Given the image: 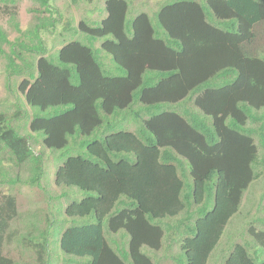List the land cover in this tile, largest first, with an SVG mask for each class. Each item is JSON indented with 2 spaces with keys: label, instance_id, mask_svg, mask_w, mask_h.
I'll return each instance as SVG.
<instances>
[{
  "label": "trees",
  "instance_id": "1",
  "mask_svg": "<svg viewBox=\"0 0 264 264\" xmlns=\"http://www.w3.org/2000/svg\"><path fill=\"white\" fill-rule=\"evenodd\" d=\"M29 1L37 8L21 30L20 0H0L18 35L10 41L0 27V58L22 77L11 115L0 111V264H207L264 174V0L164 1L153 12L104 0L99 25L77 23L91 47L70 41L68 16L50 53L41 34L62 14L51 0ZM105 53L122 76L104 73ZM136 99L132 120L102 130L101 115L135 110ZM49 177L58 193L41 187L43 206L22 216L18 188L47 187ZM254 205L249 240L223 264H264V205ZM170 243L179 253L167 257Z\"/></svg>",
  "mask_w": 264,
  "mask_h": 264
},
{
  "label": "rangeland",
  "instance_id": "2",
  "mask_svg": "<svg viewBox=\"0 0 264 264\" xmlns=\"http://www.w3.org/2000/svg\"><path fill=\"white\" fill-rule=\"evenodd\" d=\"M106 1V0H105ZM127 1V0H125ZM166 1L164 4H170L172 2H175L177 0H131V2L136 3L135 5L142 6L145 2L146 7L144 9L153 10L162 2ZM206 1V0H205ZM104 0H99L98 3L92 5V6H86L83 9L76 10L74 8L69 7V0H51V4L53 7L58 11V13L62 14V19L59 23L57 28L55 29L54 32L51 34L43 32L41 34L42 39L45 42V45L50 52L55 51L59 47V41H58V33H63L62 30V23L69 17H73L71 24L75 25L76 27V32L74 37L70 40H77L78 42L82 43L83 45H86L88 47H91L87 42L83 41L84 37L86 38V35L78 31V22L80 19H83L85 17V21H88L89 25L92 26H97L99 25L101 19L98 20V18L103 17L104 14L106 13H101V10L99 8H102ZM127 4L130 8V4L127 1ZM200 4V2H199ZM202 4V3H201ZM162 6V5H160ZM159 6V7H160ZM158 7V8H159ZM30 8H37L36 4L32 3L29 0H20L18 3L16 12H17V19L19 22V28L21 30H24L26 27H28L32 23V15L28 12V9ZM157 8V9H158ZM105 12V11H104ZM105 16V15H104ZM133 11L130 9L129 15L127 16L128 19H131L133 17ZM209 18H206L207 22L209 23ZM0 27L7 33L8 39L10 41H13L16 39L18 36L14 31L12 26L10 25L8 21L7 15H2L0 16ZM65 33V32H64ZM79 35L81 36L82 40L80 39ZM103 39L97 40L94 44L100 47L101 42ZM257 46H264V38L262 40L256 41ZM107 56V65H105L101 59L99 62L101 63L102 69L106 75L110 76H122L124 74L123 71L119 70V68L114 64L112 61L110 55L106 54ZM10 80V81H9ZM22 80V77H19L18 79L15 78H10V76L7 74L5 70V62L3 59L0 58V111L1 112H8L7 115H11L12 113V105L14 104L15 98L19 97L18 94H14L15 90V84H19V81ZM221 80L217 84H211V86H221ZM210 84V83H209ZM16 95V96H15ZM137 97V96H136ZM137 103L135 102L133 107L135 110H124L122 113L119 114V116H104L101 115L102 118V130L105 132H113V130H120L121 126L126 125V122L129 120H132V113L137 111L139 108L142 107L141 102L136 99ZM137 104V105H136ZM170 108V107H169ZM171 109V108H170ZM162 110H168L167 106H164L160 109ZM264 111V109H262ZM36 113L38 110H34ZM44 113L46 114H52V109L46 110ZM28 116V115H27ZM25 116V111H22L21 115V121H23ZM131 117V118H129ZM27 121V119H26ZM16 123V121H14ZM98 129V128H97ZM95 129L94 132L97 130ZM93 132V133H94ZM93 133L89 137H83L84 139H93ZM67 150L66 148L62 149V151ZM33 151L35 153H40L42 151L39 146H35L33 148ZM60 152V151H56ZM45 155H47L46 151H43ZM70 155H75V154H70ZM65 159V157H64ZM63 159V160H64ZM63 162V161H62ZM48 169L45 168V170L51 175L53 174V166L51 161H47V166ZM48 181V179H47ZM46 181V182H47ZM252 187H249L245 193H244V198L242 201V205L240 207V212L239 214L235 215L233 218L230 219L228 225L225 228V231L218 243V246L216 247L215 251L213 254L210 256L208 263L207 264H223L225 257L231 250L232 246L236 243H242L245 241H248L246 237V228L250 224V217L252 215L256 214V204L258 201H260L261 206L264 205V174L262 177L257 179L254 183H252ZM46 188V191H48L50 194L55 195L58 193V189L53 185L52 183V177H49V186L45 187L44 182L41 183L40 188L37 189V187H29L27 185H22L19 187V203H18V209L20 211V214L22 216H25V214H31L34 212L38 211V208L43 206L42 202V194L39 192V189ZM69 190H76L80 196L82 195V192L77 190L74 187L68 188ZM257 201V202H256ZM107 219V218H106ZM23 221L25 219H21L19 224L13 225L14 227H21L23 225ZM106 224V221H104V226ZM126 242L128 241V237L125 236ZM250 243V242H248ZM170 247L168 248L165 256L170 257L171 255L174 256L179 253V245H175L173 243H170ZM10 249L13 248V246L9 247ZM8 248V249H9ZM251 248V246H250ZM252 250V248H251ZM144 254H146L145 249L141 250ZM151 257V256H150ZM153 260H155L154 257H152ZM163 261V257H160V262ZM166 262H171V261H166ZM165 263V262H164ZM161 263V264H164Z\"/></svg>",
  "mask_w": 264,
  "mask_h": 264
}]
</instances>
